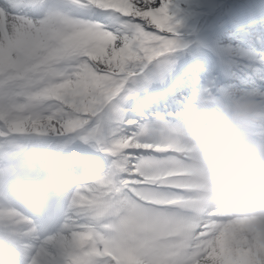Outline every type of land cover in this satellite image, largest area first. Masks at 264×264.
<instances>
[{"label": "snow or ice", "instance_id": "obj_1", "mask_svg": "<svg viewBox=\"0 0 264 264\" xmlns=\"http://www.w3.org/2000/svg\"><path fill=\"white\" fill-rule=\"evenodd\" d=\"M170 9L0 0V264H264V232L248 216L192 206L198 125L123 107L129 82L180 47ZM45 136L54 155L37 179L29 144Z\"/></svg>", "mask_w": 264, "mask_h": 264}, {"label": "clouds", "instance_id": "obj_2", "mask_svg": "<svg viewBox=\"0 0 264 264\" xmlns=\"http://www.w3.org/2000/svg\"><path fill=\"white\" fill-rule=\"evenodd\" d=\"M189 138L193 208H227L264 232V98L241 91L202 111Z\"/></svg>", "mask_w": 264, "mask_h": 264}, {"label": "rangeland", "instance_id": "obj_3", "mask_svg": "<svg viewBox=\"0 0 264 264\" xmlns=\"http://www.w3.org/2000/svg\"><path fill=\"white\" fill-rule=\"evenodd\" d=\"M253 3V0H251ZM258 1L259 3H264V0H255ZM189 0H171V12L174 15V19H180V13H181V8L184 7V5L188 4ZM217 3V1H216ZM218 5V3H217Z\"/></svg>", "mask_w": 264, "mask_h": 264}]
</instances>
